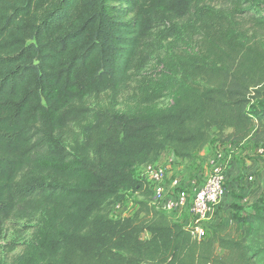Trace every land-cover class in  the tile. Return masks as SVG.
I'll list each match as a JSON object with an SVG mask.
<instances>
[{
    "label": "trees",
    "instance_id": "1",
    "mask_svg": "<svg viewBox=\"0 0 264 264\" xmlns=\"http://www.w3.org/2000/svg\"><path fill=\"white\" fill-rule=\"evenodd\" d=\"M253 5L0 0V237L28 233L0 264H264L262 212L196 238L135 176L166 150L264 149ZM128 192L135 211L112 218Z\"/></svg>",
    "mask_w": 264,
    "mask_h": 264
},
{
    "label": "rangeland",
    "instance_id": "2",
    "mask_svg": "<svg viewBox=\"0 0 264 264\" xmlns=\"http://www.w3.org/2000/svg\"><path fill=\"white\" fill-rule=\"evenodd\" d=\"M248 1L254 4V10L263 9L264 11V0ZM165 102L167 100H164ZM261 105H264V99L261 102L254 101V107ZM169 153L171 151L166 150L162 156L169 157ZM218 155H220L219 162L225 169L227 195L215 206L212 215L205 224L228 225L232 214L239 216L254 212L264 214V149L254 145L250 137L238 144H222L213 141L190 160L175 158L171 162L167 160L164 164L156 163L166 171V190L170 191L169 181L177 179L178 186L173 190L186 193L188 201H191L195 190L203 185L210 173V161L217 159ZM142 171L141 168L135 173V176L152 188L153 184L143 179ZM139 199V196L134 192L125 193L123 202L114 210L111 217L131 216L136 208L135 202ZM169 215L183 225L192 224L188 208H184L181 212H170ZM248 227L247 224L240 225V234L245 233ZM27 234L20 236L12 231V228L8 229L0 237V255L9 259L21 250ZM142 237H146V234H143ZM13 246L15 248L11 250Z\"/></svg>",
    "mask_w": 264,
    "mask_h": 264
},
{
    "label": "built area",
    "instance_id": "3",
    "mask_svg": "<svg viewBox=\"0 0 264 264\" xmlns=\"http://www.w3.org/2000/svg\"><path fill=\"white\" fill-rule=\"evenodd\" d=\"M219 156L210 161V173L203 185L195 190L191 201H188L186 193L173 190L178 186L177 179L170 180L168 183L170 191L166 190V171L162 166L153 163L142 168L143 179L153 184L152 204L164 211L181 212L184 208H188L192 222L188 227L192 229V234L196 238H202L205 235L204 223L209 220L215 206L227 194L225 169L219 162Z\"/></svg>",
    "mask_w": 264,
    "mask_h": 264
},
{
    "label": "crops",
    "instance_id": "4",
    "mask_svg": "<svg viewBox=\"0 0 264 264\" xmlns=\"http://www.w3.org/2000/svg\"><path fill=\"white\" fill-rule=\"evenodd\" d=\"M169 154H170L169 157H163V156H161L157 163L164 164V163H166L167 160H168L169 162H171V161H173V160L176 158V157L174 156V154H173L172 151H171V153H169ZM139 170H140V169L138 168V169L135 171V173H136L137 171H139ZM226 195H227V194H226Z\"/></svg>",
    "mask_w": 264,
    "mask_h": 264
}]
</instances>
